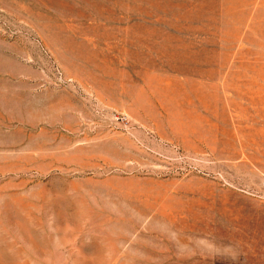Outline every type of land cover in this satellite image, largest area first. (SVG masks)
<instances>
[{
  "label": "rangeland",
  "instance_id": "374dc122",
  "mask_svg": "<svg viewBox=\"0 0 264 264\" xmlns=\"http://www.w3.org/2000/svg\"><path fill=\"white\" fill-rule=\"evenodd\" d=\"M0 264H264V0H0Z\"/></svg>",
  "mask_w": 264,
  "mask_h": 264
}]
</instances>
